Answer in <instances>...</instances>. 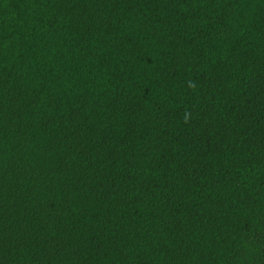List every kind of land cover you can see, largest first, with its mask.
I'll use <instances>...</instances> for the list:
<instances>
[{
  "label": "trees",
  "instance_id": "16d2710c",
  "mask_svg": "<svg viewBox=\"0 0 264 264\" xmlns=\"http://www.w3.org/2000/svg\"><path fill=\"white\" fill-rule=\"evenodd\" d=\"M0 264H264V0H0Z\"/></svg>",
  "mask_w": 264,
  "mask_h": 264
}]
</instances>
